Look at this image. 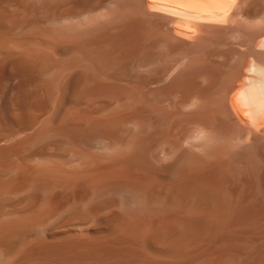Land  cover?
<instances>
[{
	"label": "bare ground",
	"instance_id": "obj_1",
	"mask_svg": "<svg viewBox=\"0 0 264 264\" xmlns=\"http://www.w3.org/2000/svg\"><path fill=\"white\" fill-rule=\"evenodd\" d=\"M0 264H264V0H0Z\"/></svg>",
	"mask_w": 264,
	"mask_h": 264
}]
</instances>
